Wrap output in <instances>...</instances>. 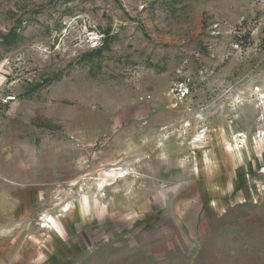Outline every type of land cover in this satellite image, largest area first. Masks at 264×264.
I'll return each instance as SVG.
<instances>
[{
    "label": "rangeland",
    "instance_id": "obj_1",
    "mask_svg": "<svg viewBox=\"0 0 264 264\" xmlns=\"http://www.w3.org/2000/svg\"><path fill=\"white\" fill-rule=\"evenodd\" d=\"M0 264H264V0H0Z\"/></svg>",
    "mask_w": 264,
    "mask_h": 264
},
{
    "label": "bare ground",
    "instance_id": "obj_2",
    "mask_svg": "<svg viewBox=\"0 0 264 264\" xmlns=\"http://www.w3.org/2000/svg\"><path fill=\"white\" fill-rule=\"evenodd\" d=\"M69 210L68 209H65L64 210V212H68ZM48 224H47V226L46 225H43V227L46 229H48V230H51L52 232H55V228L52 226V225H50L49 224V222H47ZM56 233V232H55Z\"/></svg>",
    "mask_w": 264,
    "mask_h": 264
},
{
    "label": "crops",
    "instance_id": "obj_3",
    "mask_svg": "<svg viewBox=\"0 0 264 264\" xmlns=\"http://www.w3.org/2000/svg\"><path fill=\"white\" fill-rule=\"evenodd\" d=\"M48 223H46L45 225L47 226ZM47 229V228H46ZM48 230V229H47ZM50 232H52L51 230H49Z\"/></svg>",
    "mask_w": 264,
    "mask_h": 264
}]
</instances>
